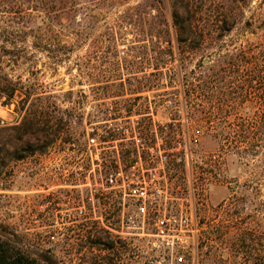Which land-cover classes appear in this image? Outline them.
Returning <instances> with one entry per match:
<instances>
[{
    "label": "rangeland",
    "instance_id": "374dc122",
    "mask_svg": "<svg viewBox=\"0 0 264 264\" xmlns=\"http://www.w3.org/2000/svg\"><path fill=\"white\" fill-rule=\"evenodd\" d=\"M83 1L75 38L50 22L40 24L32 0H0V126L18 125L34 100L47 98L46 105L70 116L62 137L72 139L0 168V225L15 233L11 244L35 258L49 250L65 264L88 257L95 264H130L132 249L136 260L154 258L155 264H264V149L244 156L237 147L239 126L244 116L252 121L254 113L223 117L209 103L185 96L182 77L195 70L193 57L185 60L181 73L174 63L161 68L163 55L143 48L131 53L126 44L113 53L115 60H132L152 79L164 73L168 81L173 75L172 81L163 82L162 90L156 86L140 94L103 95L106 84L113 90L119 81L113 77L105 83L101 71L120 72L104 64L112 54L105 53L103 42L124 27L121 21L130 13L146 12L151 0ZM152 1L161 8L169 4ZM149 19L135 16L131 23L136 30L127 25V37L145 31ZM170 35L175 47L172 28ZM165 90L174 94L162 95ZM109 105L118 113L116 119L108 116V123L127 132L123 139L100 143L99 136L84 131L110 111ZM176 133H189L184 160L167 165L153 150L156 168L147 172L140 137L156 135L160 144L161 136ZM122 151L131 153L123 159ZM130 162L163 187L162 197L141 209L123 192L124 183L104 176L107 164L120 171L116 178H123ZM53 229L58 233L48 238L46 231ZM91 233L124 246L108 250ZM91 241L95 244L89 250Z\"/></svg>",
    "mask_w": 264,
    "mask_h": 264
},
{
    "label": "trees",
    "instance_id": "16d2710c",
    "mask_svg": "<svg viewBox=\"0 0 264 264\" xmlns=\"http://www.w3.org/2000/svg\"><path fill=\"white\" fill-rule=\"evenodd\" d=\"M95 2H115L116 0H88ZM169 0L167 8L155 5V1H147V11H134L130 17H125L111 38L106 39L103 44L106 54L111 57H104V64H110L113 71H120L118 75L109 74V70H102L101 77L105 83L112 82L116 77L119 84L115 89L106 84L103 87V95L112 98L126 94H140L150 91L156 86L164 89L165 82H171L173 75L168 77L160 73L157 78L146 74L143 67L135 64L129 59L116 60L113 53H118L119 45L126 44L127 50L136 53L138 48L145 52L158 53L164 57L160 60V67H167L171 63L184 72L185 60L190 56L195 59V70L191 75L184 72L182 77L184 95L193 96L199 102L209 103L210 109L223 117L233 113L241 112L254 113L252 121L249 115L244 116L240 124L237 137V147L244 156L259 155L264 149V0ZM83 0H32L35 18L40 24L46 22L66 32V36H76V16L82 9ZM18 7H24L19 3ZM166 8V9H165ZM150 17L149 25L145 31L133 32L129 39L127 25L130 30H136L131 23L137 15ZM168 16L171 25L168 22ZM51 20V21H50ZM135 21V20H134ZM130 24H132L130 26ZM174 31L175 44L171 39L170 29ZM53 30V28H51ZM51 30V31H52ZM42 39V37H39ZM45 43L44 46H46ZM45 48V47H44ZM187 54V57H185ZM208 59L206 64L204 61ZM125 67V75L121 70ZM123 71V70H122ZM93 83L94 75H89ZM164 82V84H163ZM166 85V84H165ZM71 92V91H69ZM13 90L7 95L12 97ZM162 95L174 94L173 91H162ZM109 98V97H108ZM47 98H37L31 107L25 111L21 122L15 126H0V168L16 160H23L36 153H43L58 140H66L69 137H62V132L69 126L70 116L61 114L62 110L55 105L45 102ZM118 113L114 110V116ZM111 112L103 113L98 121H90L85 128V134L99 136L100 143H110L117 139H123L124 134L116 127L109 124ZM108 116L110 119H108ZM95 124L97 126L95 127ZM90 130V133H87ZM102 134L98 135L97 132ZM96 132V133H95ZM142 138H147L142 135ZM88 142V139L86 140ZM85 144H88V143ZM81 144V143H80ZM128 148V147H127ZM122 151V158L125 153ZM129 150V149H127ZM171 163L177 156L170 155ZM131 163V162H130ZM130 166V165H129ZM128 166V167H129ZM103 165L104 176L112 180L117 167ZM110 176V178H109ZM119 185V184H118ZM70 219V217L68 218ZM71 220V219H70ZM67 230V229H66ZM58 233L57 229L46 231L45 235L52 238ZM12 230L0 225V264H65L52 252L47 250L41 257H30L21 248L14 247L10 238L14 237ZM96 237L108 250H115L119 242L103 235L90 234V238ZM4 238V239H2ZM109 238V239H108ZM95 241H91L87 249H92ZM130 264H155L154 258L138 261L134 257V250L130 251ZM94 257L79 259L77 264H95Z\"/></svg>",
    "mask_w": 264,
    "mask_h": 264
},
{
    "label": "built area",
    "instance_id": "2783aa9c",
    "mask_svg": "<svg viewBox=\"0 0 264 264\" xmlns=\"http://www.w3.org/2000/svg\"><path fill=\"white\" fill-rule=\"evenodd\" d=\"M123 54V53H122ZM110 108L109 112L113 113V108L111 105L108 106ZM0 125H4L3 121H0ZM118 129L125 135L127 129L124 127H118ZM189 133H176L172 137H160L161 143H157L158 137L154 135L152 139L142 138L141 140L144 142L141 144V150L146 154L145 163L147 164V172L148 170L155 169V160L158 156L153 155V150H157L159 157L163 156L165 163L168 165L171 163V154H175L177 156L174 162H182L184 160V150L187 145L186 140H189ZM148 140V141H147ZM147 141V142H146ZM183 147V149L178 150V148ZM162 150V151H161ZM137 152H139V148H137ZM163 152V153H162ZM160 153H162L160 155ZM138 154V153H137ZM140 158V156L138 157ZM134 164L130 163V166L125 171L123 178H116L117 174L120 172L119 170L113 176L114 179L120 180L121 186L125 184L123 189L124 193H127L135 202L137 207L141 209L142 207L149 206L152 202L159 200L162 197L163 187L161 185V181L150 176V174L145 175L139 170H134ZM124 183V184H122Z\"/></svg>",
    "mask_w": 264,
    "mask_h": 264
}]
</instances>
